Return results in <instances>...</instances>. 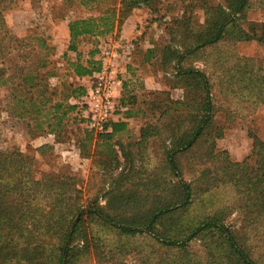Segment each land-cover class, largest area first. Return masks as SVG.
<instances>
[{"label": "rangeland", "instance_id": "1", "mask_svg": "<svg viewBox=\"0 0 264 264\" xmlns=\"http://www.w3.org/2000/svg\"><path fill=\"white\" fill-rule=\"evenodd\" d=\"M3 1L0 0V5ZM82 1L19 0L13 10H5L6 21L9 14L16 12L13 18L16 23L10 25L7 21V32L0 33V69L4 71L0 79V153L19 152L33 159L32 179L35 181H42L48 175L61 181L76 178L85 207L101 208L119 219L130 218L133 213L160 205L156 201L170 200L176 193L173 184L177 180L164 163L166 148L175 147L180 137L195 126L192 119L190 124L175 113L174 103L182 100L184 93L175 82V63L162 65L164 51L169 46L180 50L191 29L198 31L205 26V2L225 8L228 3L226 0H155L150 10H136L123 16L121 0H90L93 3L87 7ZM111 11L116 14L111 33L85 36L78 41L76 52L69 51L70 33L68 30L65 34L64 27L70 20L105 17ZM242 24L244 28L249 24L264 25V12L251 10ZM106 50L120 56L118 60L106 61L114 64L122 84L119 99L124 109L113 120L127 122V130L115 137L109 148L102 136L90 133L81 120L80 111L76 110L68 112L56 134H49L47 130L54 117L51 108L57 103L64 107L68 104L70 86L89 89L92 85V77L79 79L74 75L72 64L95 60L102 63V70ZM148 50H155L150 60H147ZM234 54L256 60L264 69V43L253 41L235 45L229 38L197 57H187L183 65L191 64L213 78L217 76L220 62ZM30 76L37 79L33 86L28 83ZM218 93L219 89L215 104L222 110ZM33 103L42 109L41 113L31 106ZM168 108L173 110L161 120ZM64 111L65 108L62 113ZM129 112L131 118H127ZM180 120L186 125L181 130ZM214 120L225 129L224 136L220 138L217 131L208 139H202L194 150L178 156L182 178L188 182L194 178L196 183L202 181L193 205L183 215L175 232H185L224 209L225 223L248 247L260 254L264 252V237L261 236L264 203L247 194V188L238 189L236 178L222 170L218 160L230 158L236 164L256 165L255 140L264 142V105L247 120L227 124L221 111ZM148 127L160 128L163 133L146 140L143 133ZM210 153L217 157L215 162L207 158ZM122 174L128 179L116 186ZM154 180L160 187L150 185ZM134 193L136 202L126 206L115 203L117 195L130 197ZM248 212L251 214L246 216ZM35 221L39 224V217ZM240 229H243L242 234ZM80 236V240H90L96 246L106 240H119L112 229L92 221ZM202 237L199 235L192 243L194 250L204 248ZM135 240L143 244L146 238L138 236ZM40 241L11 240L3 256L0 255V264H48L49 252L42 254L37 250L36 244ZM42 241L46 247L57 243V240ZM28 243L31 245L26 247ZM92 253L84 264H98L94 251Z\"/></svg>", "mask_w": 264, "mask_h": 264}, {"label": "trees", "instance_id": "2", "mask_svg": "<svg viewBox=\"0 0 264 264\" xmlns=\"http://www.w3.org/2000/svg\"><path fill=\"white\" fill-rule=\"evenodd\" d=\"M18 1L1 2V34L8 29L5 10H13ZM89 1L83 0L82 3L87 7L93 3ZM226 1L228 8L221 5L214 7L205 2V26L198 31L190 28L191 34L185 37L186 44L180 50L169 46L163 54V66L175 63V82L184 93L183 99L174 103L175 111L177 110L175 113L189 120L190 124L193 121L195 125L192 131L180 137L175 147L166 148L164 163L168 172L177 180L173 184L177 190L173 197L164 202L156 201L160 205L142 213H133V217L119 219L101 208L85 207L81 202L82 192L77 189L76 178H63L61 181L48 175L42 181H35L32 179L33 159L19 152L0 153V252L7 249L11 240H41L36 244L37 250L42 254L49 252L48 264H84L93 251L98 264H264V252H254L225 223L222 218L224 209L218 214L216 212L215 216L196 223L185 232H175L183 215L193 205L202 181L196 183L194 178L192 182H188L182 178L178 156L194 150L202 139H208L217 131L220 138L224 136L225 129L214 120L219 111L225 114L226 123L232 124L236 120L249 119L264 105V69L256 60L239 54L226 57L218 65L217 76L213 78L191 64L183 65L187 57H197L202 51L226 41L227 38L235 45L253 41L264 43V25L249 24L244 28L242 24L251 10L264 12V0ZM154 3L155 0H121L120 9L123 16H129L136 10H150ZM111 12L100 18L70 20L69 51L76 52L78 41L85 36L111 33L116 18L115 11ZM187 23L190 24V20L187 19ZM154 53L155 50H148L147 60ZM101 66L102 63L95 60H90L87 64H72L74 75L79 79L92 77L101 70ZM2 75L4 71L0 69V79ZM36 80L30 76L28 83L33 86ZM218 89L222 110L215 104ZM86 93L87 89L84 87L70 86L68 104L64 107L57 103L51 108L54 117L47 130L50 131L49 134H56V130L63 126L68 112L80 111L81 120L85 124ZM117 104L115 115H119L124 109L120 99ZM31 106L37 113L42 112L34 103ZM172 110L173 108H168L163 112L161 120L168 117ZM126 115L127 118L132 117L130 112ZM178 125L180 130L186 128L182 120ZM127 127V122L112 120L108 131L100 136L112 148V140L125 132ZM162 133L160 128L148 127L143 137L150 140L160 137ZM254 156L255 166H250L249 163L236 164L230 158L219 159L218 162L219 165L222 164V170H227L231 177L236 178L238 189L247 188V194L254 195L257 201L262 200L264 203V142L259 139L255 140ZM207 158L215 162L217 157L210 153ZM219 165L215 167V171ZM126 179L128 176L122 174L115 185L118 186ZM150 185L153 188L160 187L156 180L150 181ZM135 196V193L130 197L119 194L115 203L126 206L136 202L133 200ZM250 214L248 212L246 216ZM36 217H39V224L35 221ZM90 221L112 229L119 240H106L101 242V246H96L87 239L80 240V235ZM243 229H240V234ZM199 235H203L202 251L192 247ZM138 236L146 238L142 240L143 244L135 240ZM210 236L214 240H208ZM261 236L264 237V228ZM42 240H57V243L46 247ZM30 245L28 243L26 247ZM3 254L4 252L0 253L1 256Z\"/></svg>", "mask_w": 264, "mask_h": 264}, {"label": "built area", "instance_id": "3", "mask_svg": "<svg viewBox=\"0 0 264 264\" xmlns=\"http://www.w3.org/2000/svg\"><path fill=\"white\" fill-rule=\"evenodd\" d=\"M104 55L103 69L95 73L90 79L92 85L87 89L84 98L86 106L85 126L95 135H102L108 131L107 128L115 116L122 90V84L114 64L109 65L106 61L118 60L120 56L111 50H106Z\"/></svg>", "mask_w": 264, "mask_h": 264}, {"label": "crops", "instance_id": "4", "mask_svg": "<svg viewBox=\"0 0 264 264\" xmlns=\"http://www.w3.org/2000/svg\"><path fill=\"white\" fill-rule=\"evenodd\" d=\"M29 10H30V8H29ZM19 12H21V9L20 10H18L17 11V14L19 13ZM15 14H16V12L15 13H11V14H9L8 16H7V21H8V23L10 24V25H15V21H13V18H16V16H15ZM65 28V34H66V32L68 33V25L67 26H65L64 27Z\"/></svg>", "mask_w": 264, "mask_h": 264}]
</instances>
